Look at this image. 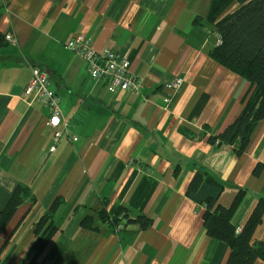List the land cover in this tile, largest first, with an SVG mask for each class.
<instances>
[{
    "label": "crops",
    "instance_id": "crops-1",
    "mask_svg": "<svg viewBox=\"0 0 264 264\" xmlns=\"http://www.w3.org/2000/svg\"><path fill=\"white\" fill-rule=\"evenodd\" d=\"M209 4L0 0V210L16 186L29 191L0 233V264H225L227 244L205 234L204 206L186 189L201 170L223 184V206L243 190L232 218L239 231L264 200V119L239 155L207 139L236 118L251 89L210 56L219 37L206 21ZM78 32L94 50L126 57L139 92L92 79L64 46ZM34 67L47 73L76 136L53 151L48 109L22 98ZM49 215L45 238L35 226ZM139 215L151 224L141 227ZM252 241L264 243V209Z\"/></svg>",
    "mask_w": 264,
    "mask_h": 264
},
{
    "label": "trees",
    "instance_id": "trees-1",
    "mask_svg": "<svg viewBox=\"0 0 264 264\" xmlns=\"http://www.w3.org/2000/svg\"><path fill=\"white\" fill-rule=\"evenodd\" d=\"M231 3H236V7L223 15ZM206 21L219 37V43L211 48L210 56L251 85L236 118L224 130L207 138L212 144L233 146L239 155L246 148L256 123L264 119V0H210ZM262 165L256 164L253 173H259ZM223 189L221 181L201 170L196 171L188 183L186 196L204 206L202 223L205 234L227 244L229 254L225 264H253L257 259H264V243L252 241L253 231L261 221L264 200L258 199L246 222L237 231L232 218L243 197V190H238L226 207L218 201ZM28 192L26 187H15L5 207L0 210V233ZM49 219L50 215L41 216L35 226V232L42 229L45 238H49L54 230L52 223H47ZM138 220L141 227L151 224V219L143 215H139ZM87 222L85 218L82 225L88 226ZM4 246L0 245V254Z\"/></svg>",
    "mask_w": 264,
    "mask_h": 264
},
{
    "label": "built area",
    "instance_id": "built-area-1",
    "mask_svg": "<svg viewBox=\"0 0 264 264\" xmlns=\"http://www.w3.org/2000/svg\"><path fill=\"white\" fill-rule=\"evenodd\" d=\"M5 39L9 42L15 41L11 35H6ZM217 43H219V38ZM64 46L83 58L87 72L92 79L105 82L110 90L118 89L131 93L139 92L141 81L132 73L129 61L123 55L109 48L100 51L94 50L91 41L83 32L72 34ZM180 84L181 79L175 77L171 88L176 91ZM22 98L27 102L39 101L48 109L46 123L52 133V151L60 139L76 140V136L68 131L69 122L62 117L59 97L50 88L49 77L44 70L37 67L32 68L31 76L23 90ZM164 101L167 102L168 99L165 98ZM122 226V223L117 224L115 229L118 230Z\"/></svg>",
    "mask_w": 264,
    "mask_h": 264
}]
</instances>
